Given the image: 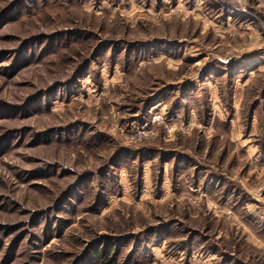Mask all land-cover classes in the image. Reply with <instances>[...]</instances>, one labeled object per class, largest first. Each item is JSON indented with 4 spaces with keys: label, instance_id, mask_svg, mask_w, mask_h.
<instances>
[{
    "label": "rangeland",
    "instance_id": "rangeland-1",
    "mask_svg": "<svg viewBox=\"0 0 264 264\" xmlns=\"http://www.w3.org/2000/svg\"><path fill=\"white\" fill-rule=\"evenodd\" d=\"M263 157L264 0H0V264H264Z\"/></svg>",
    "mask_w": 264,
    "mask_h": 264
},
{
    "label": "crops",
    "instance_id": "crops-1",
    "mask_svg": "<svg viewBox=\"0 0 264 264\" xmlns=\"http://www.w3.org/2000/svg\"><path fill=\"white\" fill-rule=\"evenodd\" d=\"M225 9H226V8H225ZM216 10H217V11H218V10H219V11H220V10H221V11H222V10L224 11V9H221L220 7L217 8ZM228 11H230V9H229ZM243 14H244V15H247V16L249 15V13H248V14L243 13ZM229 21H231V18H229ZM258 151H259V150H258ZM258 153H259V152H258ZM263 159H264V157H263Z\"/></svg>",
    "mask_w": 264,
    "mask_h": 264
},
{
    "label": "built area",
    "instance_id": "built-area-1",
    "mask_svg": "<svg viewBox=\"0 0 264 264\" xmlns=\"http://www.w3.org/2000/svg\"><path fill=\"white\" fill-rule=\"evenodd\" d=\"M240 2H241V4H244L245 5V3H246V0H240ZM158 119V118H157Z\"/></svg>",
    "mask_w": 264,
    "mask_h": 264
},
{
    "label": "bare ground",
    "instance_id": "bare-ground-1",
    "mask_svg": "<svg viewBox=\"0 0 264 264\" xmlns=\"http://www.w3.org/2000/svg\"><path fill=\"white\" fill-rule=\"evenodd\" d=\"M242 13H246V14H248V12H247V11H244V12H242Z\"/></svg>",
    "mask_w": 264,
    "mask_h": 264
}]
</instances>
